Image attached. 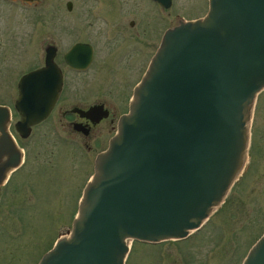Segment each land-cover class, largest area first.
I'll return each instance as SVG.
<instances>
[{
  "label": "water",
  "instance_id": "obj_1",
  "mask_svg": "<svg viewBox=\"0 0 264 264\" xmlns=\"http://www.w3.org/2000/svg\"><path fill=\"white\" fill-rule=\"evenodd\" d=\"M44 51L43 64L15 86L13 129L22 139L48 116L61 88L54 48ZM90 59L82 43L63 55L73 69ZM263 89L264 0H206L202 16L166 28L94 156L69 229L36 264H124L132 241L175 242L202 230L242 172ZM99 108L74 111L98 121L106 115ZM10 119L0 104V186L22 163ZM240 264H264V231Z\"/></svg>",
  "mask_w": 264,
  "mask_h": 264
},
{
  "label": "rangeland",
  "instance_id": "obj_2",
  "mask_svg": "<svg viewBox=\"0 0 264 264\" xmlns=\"http://www.w3.org/2000/svg\"><path fill=\"white\" fill-rule=\"evenodd\" d=\"M65 1L39 0L36 6L0 5V104L11 109L9 131L23 153V164L0 186V264H35L55 239L66 233L81 188L91 174L93 157L106 145L109 124L103 126L107 122L98 126L103 136L96 145L94 136L83 139L72 132L66 119L60 117V109L116 97L119 102L105 103L119 105L117 111L126 110L125 102L120 101L125 100L128 85L136 79L151 50L138 40L129 44V61L135 68L126 77V68L112 67V60L104 58V43L98 42L101 51L88 71H67L61 54L73 38L66 35L62 25ZM132 4L136 10L152 12L149 0H133ZM205 9L206 0H171L166 26L173 24L176 13L186 18L199 17ZM49 40L58 46L55 62L65 74L61 101L45 121L21 139L12 126L18 118L12 107L15 84L22 73L42 65L43 43ZM118 49L108 50L116 55ZM119 74L128 85L118 83L122 82ZM112 76L117 83L103 88ZM84 143L92 149L84 150ZM263 231L264 89L256 98L242 172L202 230L175 242L132 241L124 264H240L254 238Z\"/></svg>",
  "mask_w": 264,
  "mask_h": 264
},
{
  "label": "flooded vegetation",
  "instance_id": "obj_3",
  "mask_svg": "<svg viewBox=\"0 0 264 264\" xmlns=\"http://www.w3.org/2000/svg\"><path fill=\"white\" fill-rule=\"evenodd\" d=\"M76 1L77 0H66L64 3L65 18L63 19L62 25L64 27V32L66 33V35L68 37L73 38L72 42L66 47V49L61 54L62 62L64 63V66L67 68V71L76 74H81L88 71V69L90 68L93 62L94 56L96 55L97 52L101 51L100 49L98 50L99 44H97L98 42H100L101 44L104 43L105 48L107 49V51L104 52L105 54L104 58L112 60V67L118 68L121 65H123L126 68L125 71L123 72H126V77H127L128 74L135 68V65L131 64L129 61L131 59V55H130L131 51L129 49V44L133 43V41L135 40H138L140 43L145 44V48L147 49L149 48V50L151 49L136 79H134L130 84L125 83L126 80L123 83L122 79H126V78H123V75L119 74L120 80L122 82L118 81V83H123L125 85L129 84L128 85L129 93L126 95L124 101L123 99L122 101H120V102H125L124 104L127 110V102L129 101L132 88L134 84H136V82L139 80L142 73L144 72L150 56L152 55V53L154 52L155 48L157 47L160 41V37L163 31L167 28L166 16H167V9L170 6L163 7L157 2H154L153 0H149L151 4L150 6L152 7V12L149 13L150 14L149 16V14L144 11H140L139 9L136 10L134 8V4H132L133 0H78V2ZM38 2L39 0H33L30 2L23 0H0V5L6 4L8 6H29V5L36 6ZM135 14L136 17H134ZM193 18L196 17L186 18L176 13L172 18L173 22L171 21L173 24H171L170 26L175 25L177 21L180 19L189 20ZM150 23H152V25H150ZM75 43L86 44L90 47L91 59L89 64L84 69L70 68L65 64L63 60V55ZM46 46H52L54 48L53 61L55 62V57L58 54V46L55 45L52 40L43 43V47H42L43 56L45 52L44 49ZM125 46L128 48H126ZM113 47L119 48L117 50V54H116L117 56L113 55V52L108 50L109 48H113ZM138 64L139 63H137V65ZM56 65L58 66L57 63ZM59 69L62 75V84H61V89L58 93V97L54 103V106L57 102L61 101V95L64 88L65 74L60 67ZM113 78L115 79V77L112 76V80L104 84L103 88L105 87L109 88L111 87V85L116 84L117 82L114 83ZM128 80H130V78ZM105 100L106 101L104 100L95 101L94 103L85 106L73 105L68 109H63V110L60 109L59 115L64 120L66 119L65 123L69 127V129H71V131L76 133L77 135L81 136V138L87 139L91 136H94L95 142L94 141L93 142L96 145L98 144L100 137L103 136V132L99 130L98 126L103 125L101 124L103 122H107L103 126L104 128L107 124H109V130L106 132V134L108 133V136L105 140V143L107 144L109 137L115 131L114 128L118 117L121 114L125 113L126 110L123 111V109H121V111H117L119 105L115 106L113 103L112 104L105 103V102H119V100L116 97L110 99L105 98ZM92 105H100L101 108H99V112L100 113L105 112L106 115L101 117L98 121H92L87 117L80 116L77 111H74L75 109L85 111ZM53 108L51 109V111L53 110ZM49 116L50 113L43 121H45ZM43 121H41L40 123H42ZM40 123L34 125V127L39 125ZM114 123L115 125L113 128ZM74 125H77V128L79 129L78 130L74 129ZM83 148L86 151L92 149L91 145L87 143H84Z\"/></svg>",
  "mask_w": 264,
  "mask_h": 264
},
{
  "label": "trees",
  "instance_id": "obj_4",
  "mask_svg": "<svg viewBox=\"0 0 264 264\" xmlns=\"http://www.w3.org/2000/svg\"><path fill=\"white\" fill-rule=\"evenodd\" d=\"M202 228H203V227H202ZM198 231H199V230H198ZM196 233H197V232H196ZM258 236H259V235H258ZM258 236H257V237H258ZM257 237H255L254 240H255ZM254 240H253V241H254Z\"/></svg>",
  "mask_w": 264,
  "mask_h": 264
}]
</instances>
